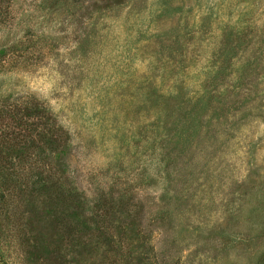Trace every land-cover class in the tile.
Instances as JSON below:
<instances>
[{"label":"rangeland","instance_id":"rangeland-1","mask_svg":"<svg viewBox=\"0 0 264 264\" xmlns=\"http://www.w3.org/2000/svg\"><path fill=\"white\" fill-rule=\"evenodd\" d=\"M0 21V103L41 110L0 120V264H264V0H11Z\"/></svg>","mask_w":264,"mask_h":264},{"label":"trees","instance_id":"trees-1","mask_svg":"<svg viewBox=\"0 0 264 264\" xmlns=\"http://www.w3.org/2000/svg\"><path fill=\"white\" fill-rule=\"evenodd\" d=\"M10 2H11V0H0V18L3 17L6 14V12L8 11L9 3ZM4 20H5V18H4ZM1 21H3V18L1 19ZM2 102H4V103H0V120H3V118H5V117H7V115L9 116L11 114L12 119L15 120V121H17L18 124L21 126V129L27 131V133L30 132V131H36V130H38V128H40L41 125L39 126V124H40V121L41 120L40 121L38 120V123L35 122V124H30L29 123V119L32 118V117H34V116H36L38 114V113L37 114L35 113L36 110L37 111H41L40 110V106L38 104H36V105L35 104H28L26 101H24V102L21 101L20 103H16L15 106H14L15 107L14 110L12 112H10L5 107V105L7 104L6 101L3 100ZM42 116H40V117H42ZM37 134L40 136V140L42 138L46 137V135L45 134H42L40 131ZM4 135H5V138L6 139L10 140L8 134L5 133ZM51 137H52V139H49L48 141H46L47 142L46 144H49V146H50L49 149H51L54 146V144L55 145H58V144H56V139L53 138L54 136H51ZM15 138H17V137H15ZM24 140L26 141L25 144H28L27 146H29V147L30 146L37 147L38 148V151H39L38 152L39 155L42 154L41 150L42 151L45 150V147L42 148L41 145H40V143L38 144V140H35V139L34 140H30V139H27V138H24ZM0 143H1V140H0ZM17 144L18 143H16V145ZM7 147L9 148V147H11V145L8 144ZM2 152H5L4 147L0 148V153H2ZM2 176H3V178L5 177V175H2ZM40 176L42 178L44 177L43 172H40ZM42 178H40V179H42ZM0 180H1V178H0ZM0 182L5 183L6 180H2ZM68 193L71 195L72 201H75V200L78 201L77 204L71 203V208L72 207H78V206H80V208H81V205H82V207L84 209H86L85 208V203H82V204L79 203V199L76 196V194H77L76 192H73L71 194L70 190H68ZM5 196H6L5 195V191H2L0 189V200L4 199ZM99 210H101V208L98 205H96V204H95V206L89 208V212L91 213L92 218H94V219H99L100 218L101 219V216H104V215L100 214V211ZM129 227H130V225H125L124 226L125 229H127ZM102 234L104 235V237L106 236V232L105 231ZM107 237H108V235H107Z\"/></svg>","mask_w":264,"mask_h":264}]
</instances>
